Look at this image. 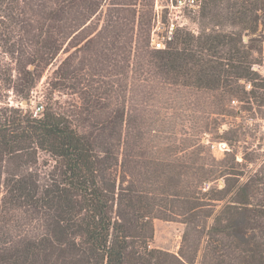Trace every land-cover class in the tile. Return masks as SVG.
I'll list each match as a JSON object with an SVG mask.
<instances>
[{
	"label": "trees",
	"instance_id": "16d2710c",
	"mask_svg": "<svg viewBox=\"0 0 264 264\" xmlns=\"http://www.w3.org/2000/svg\"><path fill=\"white\" fill-rule=\"evenodd\" d=\"M101 1L52 0L46 6L44 0H0V48L20 64L17 92L27 101L26 107L0 108V264H183L175 254L148 249L145 241H140L139 250L134 248L130 210L134 217L148 218L153 207L147 214L131 208L132 181L119 178L117 185L112 167L118 159L110 151L95 149L67 111V106L74 107V103L46 92L37 116L29 108L37 70L60 49L57 39L64 32L59 21L67 19V9L74 14V6L91 10ZM199 2L194 18L204 17L207 24L214 26L238 25L240 29L221 31L205 26L194 32L177 28L163 48H156L150 43L151 30L141 25L136 43L119 42L122 33L133 30L136 14L133 9H119L116 29L110 30L114 38L104 42L105 50L116 49L114 54L122 62L125 76H129L125 68L130 67V56L134 55L132 65L138 79L158 89L176 85L186 89L184 97L191 96L193 101L185 106L186 114L176 118L193 121V126L187 127L192 132L196 131L198 118L195 112L223 114L225 103L237 101L233 96H241V91L254 98L264 95L253 88L245 90L246 80L264 88L263 83L255 81L258 75L252 69L257 61L255 54H261V48L257 40L243 44L241 33L254 30L255 4L252 0ZM14 32L19 38L12 40ZM22 62L26 65L21 66ZM123 118V109H115L103 126L119 134ZM214 173L215 170L202 167L198 178L208 175L201 181L202 186L178 195L176 208L182 222L191 223L196 232L205 235L217 232L212 223L220 221L211 216L213 209L209 206L213 205L203 201V197L218 201L228 191L226 187L203 188ZM175 205L164 204L161 209ZM167 211L161 218L177 217L170 215L172 208ZM200 214L204 216L201 219ZM211 217L213 222L208 219ZM144 222L150 225L147 220Z\"/></svg>",
	"mask_w": 264,
	"mask_h": 264
},
{
	"label": "rangeland",
	"instance_id": "374dc122",
	"mask_svg": "<svg viewBox=\"0 0 264 264\" xmlns=\"http://www.w3.org/2000/svg\"><path fill=\"white\" fill-rule=\"evenodd\" d=\"M51 1L44 0L45 5L49 6ZM174 1L102 0L91 10L85 9L86 6H74L77 10L74 14L68 8L67 19L59 21L64 32L57 39L60 49L37 70L39 74L32 88L29 108L34 111L41 106L46 92L73 102L75 106L68 105L67 111L91 139L95 149L110 151L118 159L112 169L117 185L119 178L132 181L131 208L147 214L153 207L148 218L134 217L130 210L131 241L136 250H139L140 241H145L148 249L175 254L183 264H264V95L254 98L241 91V96H233L237 101L225 103L223 114L195 112L198 118L196 131L192 132L187 127L193 126V121L182 122L176 118V115L186 114L185 106L193 101L191 96L184 97L186 89L181 85L158 89L138 79L133 71L134 55L130 56V67L125 68L129 76H125L122 62L114 54L116 49L105 50L104 42L114 38L110 30L116 29L119 9L136 11L133 30L122 33L119 38V42L134 44L141 25L152 30L157 22L158 33L169 27ZM252 3L255 4L253 14L257 16L254 30L241 33L243 44L257 40L261 48V54H255L257 61L252 64L255 70L264 66V0H252ZM194 14L185 6L187 25L197 31L205 26L221 31L240 29L238 25L207 24L206 18L197 19ZM11 38L15 40L19 35L14 32ZM23 64L26 65L22 62L21 66ZM19 66L0 48V108L27 106V101L17 92ZM256 73L255 81L264 84V76ZM237 86L241 87L239 83ZM251 88L258 94L264 93V88L252 85ZM118 108L123 109L124 120L121 132L116 134L103 124ZM184 130L189 133H183ZM202 167L215 170L208 179L211 182L203 184L204 189L210 186L228 189L222 200L203 197V201L213 205L209 206L213 209L211 216L220 221L208 218L217 231L209 235L200 234L191 223L182 222L183 217L176 209L178 195L191 188L196 190L194 187L202 186L203 179L207 178L206 174L198 178ZM244 201L246 203H240ZM164 204H176L169 207L173 211L170 215L177 216L175 219L161 218L165 210H169L161 209ZM202 214L200 219L204 217ZM146 220L151 227L144 222ZM130 260H134L132 254Z\"/></svg>",
	"mask_w": 264,
	"mask_h": 264
},
{
	"label": "built area",
	"instance_id": "2783aa9c",
	"mask_svg": "<svg viewBox=\"0 0 264 264\" xmlns=\"http://www.w3.org/2000/svg\"><path fill=\"white\" fill-rule=\"evenodd\" d=\"M199 0H175L172 3L171 6V15L172 17L170 18V23L169 27L163 31V33H158L157 29V22L152 28L150 32V43L153 47L156 48H163L165 45V41L171 37V34L173 31L177 28H184V29H189L191 31H196L194 28L188 27L187 23L188 21L186 20L184 16V8L187 6L190 11L196 12L198 7H199ZM258 71L262 76H264V66L261 67L260 69H255ZM251 87V84L249 82L245 83V89L249 90ZM234 102V101H233ZM39 110H42L41 106H38L36 110L32 111L33 116H37ZM223 148H225V144L223 143Z\"/></svg>",
	"mask_w": 264,
	"mask_h": 264
}]
</instances>
